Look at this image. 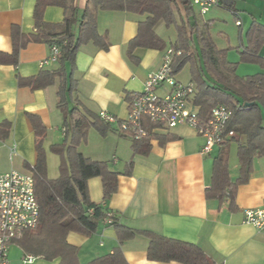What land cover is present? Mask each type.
<instances>
[{"label":"crops","instance_id":"0c3cea01","mask_svg":"<svg viewBox=\"0 0 264 264\" xmlns=\"http://www.w3.org/2000/svg\"><path fill=\"white\" fill-rule=\"evenodd\" d=\"M36 1L0 0V52H13L14 29L23 35L36 32ZM73 3L80 20L88 0H74ZM177 5L179 11L175 12V16L178 23L182 18L186 26L196 23L208 32L213 26L223 25L218 37L223 38L229 46L226 44L227 47L219 48L213 39L217 48L227 50L225 58L229 51L234 49L237 52V61L227 58L236 65L237 75L241 64L251 65L245 69L252 73L239 77L264 74L261 65L241 59L252 25L264 26V0H220L206 14H201L198 6L196 14V5L192 2L190 6L193 10L187 14L181 3L177 2ZM63 10L59 6L46 7L43 11L44 21L49 25L61 24L65 17ZM195 14L200 17L201 24L196 18L191 21ZM95 18L97 31L106 38L109 49L101 50L92 42L81 45L74 67L69 63L62 66L58 61L41 68V62L51 52L50 45L44 42H31L22 48L16 65L0 64V126L9 123L8 133L3 138L0 136V173L11 170L29 172L27 166L35 164L36 137L29 117V114H34L47 130L42 145L46 152L47 175L50 179L57 178L61 157L53 153L51 147L64 143L68 145L66 118L69 124L80 117L91 123L94 116L106 111L118 119H125L131 97L142 90L148 74L160 68L168 47L163 50L137 47L132 52L133 57L128 54V44L137 36L139 23L146 15L98 10ZM237 21H241V25H237ZM223 22H233L238 29V44H231V36ZM78 23L73 26L75 35L79 33ZM160 25L165 24L159 22L155 26L156 34L167 44L175 42L176 28L175 38L171 41L160 34ZM198 49L193 51L192 47V52L196 54ZM259 54L264 58V46ZM60 69H63L64 77L57 78L48 87L31 89L20 84L19 79L39 75L42 70ZM188 83L194 84L191 80ZM61 86L63 107L58 105ZM167 90V86H163L159 92ZM195 95L189 99L188 108L200 114L201 107L195 103ZM262 116L264 124V109ZM109 125L110 131L105 135L90 126L88 142L79 148L84 156L106 162L109 170L120 173L116 192L106 200L103 197L102 179H89L86 184L91 202L113 212L115 220L121 225L196 244L217 264H264V234L243 221L244 208H264V156L254 159L248 179L236 186L231 206L230 198H207L205 193L211 188L214 160L221 153V146L214 147L208 155L201 153L204 138L189 124L163 128L148 123L150 136L143 139L150 144L147 154H135L134 140L119 133L115 125ZM232 142L237 143L236 152L232 151ZM244 142V136L238 135L223 147L229 178L234 183L241 177L237 152L238 146ZM67 241L78 248L81 264L110 254L119 246L115 227L105 224L104 220L95 232L89 235L71 232ZM148 244L149 239L144 234H137L125 241L121 248L127 263L182 264L175 261L152 262L147 257Z\"/></svg>","mask_w":264,"mask_h":264},{"label":"trees","instance_id":"16d2710c","mask_svg":"<svg viewBox=\"0 0 264 264\" xmlns=\"http://www.w3.org/2000/svg\"><path fill=\"white\" fill-rule=\"evenodd\" d=\"M74 0H37L34 11L36 32L22 34L14 29L13 52H0V64L18 63L19 51L31 42L48 43L50 47L60 49L59 62L62 66L69 63L74 67L75 57L81 45L92 42L101 50L107 51L109 44L106 38L97 31L95 12L122 11L138 15H146L139 23L138 34L128 44V54L137 47L165 49L172 48L173 74L177 75L186 64H191V79L195 88V103L201 107L199 116L210 118L211 110L220 104L232 111L229 129H234L237 136H244L245 142L238 146V159L241 177L237 182L229 178L228 162L223 147L215 157L212 174V185L205 193L207 198L231 199L233 204L236 186L245 182L250 175L253 161L264 156V74L258 73L246 77L236 74V65L229 62L226 49H218L209 32L201 30L196 23L186 26L181 18L178 23L175 12L179 11L177 2L181 3L186 12L193 10L189 0H88L82 17H77ZM48 6H59L64 9L65 17L61 24H47L43 19V11ZM79 21V33L74 34L73 26ZM163 22L167 27L174 26L177 31L175 42L166 43L155 32V26ZM60 29L59 31H57ZM200 32L199 49L192 52L193 32ZM264 46V26L253 24L247 35V44L241 52L244 62L256 63L264 67V58L260 50ZM167 48V49H168ZM166 49V50H167ZM180 52V54H178ZM198 58V60L196 59ZM64 77L63 69L56 71L42 70L39 75L21 78L20 84L31 89H41L55 83L57 78ZM59 104L63 107V87L59 89ZM99 116V115H98ZM93 117L88 123L84 118L76 119L72 124L66 118V135L68 145H53V153L61 157L59 176L50 179L47 175L46 152L44 139L47 130L41 119L29 114L36 137V162L27 166L34 178V192L39 204V222L34 230H27L13 241L24 253L42 257L53 264H81L79 250L68 243L67 236L71 232L89 235L95 232L105 217L108 209L91 202L88 196L87 181L100 177L103 182L104 199L113 195L118 187L120 173L109 170L106 162L94 161L78 151V145L86 141L90 126L101 135H105L111 126ZM9 131V123L0 126L3 138ZM147 140L134 141L133 151L136 154L149 153L150 144ZM115 227L119 246L112 253L94 258L86 264H129L121 245L137 236L144 234L149 239L147 257L157 262H179L182 264H217L196 244L167 238L151 231H138L121 225L117 220L112 222Z\"/></svg>","mask_w":264,"mask_h":264},{"label":"built area","instance_id":"2783aa9c","mask_svg":"<svg viewBox=\"0 0 264 264\" xmlns=\"http://www.w3.org/2000/svg\"><path fill=\"white\" fill-rule=\"evenodd\" d=\"M199 7L201 14H206L220 0H189ZM241 25V21L236 22ZM174 51L168 48L163 56L162 64L157 71L148 74L140 92L131 97L128 115L118 119L106 111H101V120L116 126V130L130 136L134 141H141L150 136L148 123L163 128H174L186 123L193 127L204 138L201 153L210 154L216 146H222L228 140L237 137L234 129H229L232 111L220 104L211 110L210 118L204 119L199 113L188 108L189 99L195 95L193 83L179 82L172 69ZM180 54V52H178ZM60 49L51 47L50 55L41 62V68L58 62ZM167 86L166 92H159ZM39 204L34 192V178L30 171L11 170L0 173V264H9V250L13 241L27 230H34L39 222ZM243 221L252 225L264 234V208H247L243 210ZM114 214L108 211L104 223L111 225ZM36 257L24 253L23 264H31Z\"/></svg>","mask_w":264,"mask_h":264},{"label":"rangeland","instance_id":"374dc122","mask_svg":"<svg viewBox=\"0 0 264 264\" xmlns=\"http://www.w3.org/2000/svg\"><path fill=\"white\" fill-rule=\"evenodd\" d=\"M195 9V13L197 14V6L194 8ZM195 14V17H192L191 18V21L194 20V18L197 19V21L199 22V24H201V19H199L200 17H198V15L196 16ZM224 24V22L222 23ZM162 26V27H160ZM158 27V31L160 32V34H162V36L165 38V39H170L171 41L174 40L175 38V35H176V31H175V27L174 26H171V27H167L166 25H160ZM223 26V25H222ZM222 26H213L211 28V30H209V32L212 34L213 36V39L215 40L217 46L219 48H224V47H227L229 46L226 42H224V39L223 38H220L218 37V31H221L222 29ZM225 26V29L226 31H228V33L230 34L231 36V44L232 45H236V43L238 44V39H239V35H238V29L233 26V22H229L227 24H224ZM201 30H205V28L201 25L200 27ZM200 32H198V30L195 29V32H193V43L192 44V47H193V51H195L194 49L195 48H199V36ZM243 36H244V33H243ZM227 44V46H226ZM230 61H237L238 60V54L237 52L233 49L231 51L228 52V57H227ZM247 66H251V65H247V64H241L240 67L237 69V73L238 75H244L246 73H252V72H247L246 71V67ZM191 64L188 63L186 64V66L177 74V77L176 79L179 80L180 82H182L183 84H186L189 80L192 81L191 79ZM88 142V138L86 139V141H82L79 145H78V151L79 148L81 147H84ZM231 148H232V151L236 152V147H237V143L236 142H232L231 143ZM50 174L53 175V172L50 171ZM58 177V176H57ZM9 264H23V261H22V256L24 254L22 248L18 245V244H13L9 250ZM35 261L31 264H53L52 262L42 258V257H39V256H36Z\"/></svg>","mask_w":264,"mask_h":264}]
</instances>
